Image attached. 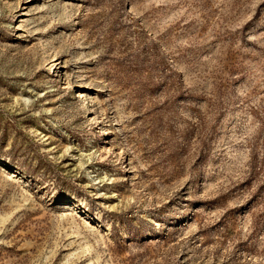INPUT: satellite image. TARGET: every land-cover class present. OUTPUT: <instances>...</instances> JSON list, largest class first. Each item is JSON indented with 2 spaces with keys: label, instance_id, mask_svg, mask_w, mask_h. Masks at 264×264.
<instances>
[{
  "label": "rangeland",
  "instance_id": "1",
  "mask_svg": "<svg viewBox=\"0 0 264 264\" xmlns=\"http://www.w3.org/2000/svg\"><path fill=\"white\" fill-rule=\"evenodd\" d=\"M0 264H264V0H0Z\"/></svg>",
  "mask_w": 264,
  "mask_h": 264
}]
</instances>
